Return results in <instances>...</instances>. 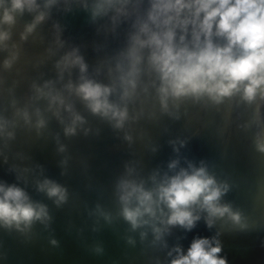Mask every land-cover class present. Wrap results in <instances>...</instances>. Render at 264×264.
I'll list each match as a JSON object with an SVG mask.
<instances>
[{"label":"water","instance_id":"water-1","mask_svg":"<svg viewBox=\"0 0 264 264\" xmlns=\"http://www.w3.org/2000/svg\"><path fill=\"white\" fill-rule=\"evenodd\" d=\"M153 2L128 0L122 13L110 10L95 18L94 0H55L47 7V0H36L33 11H13L11 0L0 5V17L5 10L13 16L11 25L0 24V31L9 33L0 45V120L5 121L0 185L21 189L28 202L47 212V218L27 224L0 221V264H172L199 239L209 241L206 250L218 246L216 257L225 264H264V151L259 147L264 143V97L259 89L246 100L244 81L219 103L206 95L181 97L170 99L164 111L157 93L160 80L145 47L136 87L129 98L120 99L132 37L147 21ZM40 14L44 18L36 22ZM185 17L192 19L190 10H182L180 18ZM192 27L183 33L190 48ZM181 34L175 29L176 43ZM140 38L146 39L142 33ZM211 40L221 47L227 43L215 34ZM73 52L85 65L83 72L70 62L75 56L64 62ZM13 54L15 60L5 69L4 60ZM85 81L113 89L109 103L127 110L121 127L115 119L92 113L77 93ZM76 115L83 122L66 135ZM200 167L228 186L220 203L229 205L238 221L226 215L208 227L206 213L198 212L191 229L168 225L161 223L168 214L163 203V216L157 211L148 224L134 229L124 219L122 182L155 192L182 169L191 174ZM45 180L64 190L63 201L39 190Z\"/></svg>","mask_w":264,"mask_h":264},{"label":"clouds","instance_id":"clouds-1","mask_svg":"<svg viewBox=\"0 0 264 264\" xmlns=\"http://www.w3.org/2000/svg\"><path fill=\"white\" fill-rule=\"evenodd\" d=\"M3 3L4 0H0V5ZM53 3L55 0H47L45 6ZM127 3L128 0H94L91 13L93 18L106 15L110 10L120 14L123 12V5ZM37 7L36 0H11L13 11H23L25 8L33 11ZM182 10H190L192 19H181ZM201 12L204 13L203 18L197 23ZM43 18V14L37 15L35 21L39 22ZM213 22L216 26L215 33L212 30ZM12 23L13 16L9 14V10H5L0 17V24ZM189 24L193 26L191 48L185 43L183 35ZM34 26L35 24L28 25L25 31L30 33ZM177 28L182 33L179 43L174 40ZM140 33L146 39H141ZM213 34L224 37L227 43L223 47L214 45L211 40ZM8 38V32L0 31V45ZM24 38L22 35L21 39ZM145 47L150 49L149 65L160 80L157 93L164 111L168 110L170 99L176 101L181 97L200 98L206 95L219 103L222 97L239 90L238 86L244 81H247L243 84L246 100L251 101L257 89L264 97V0H191L190 3H185V0H154L147 21L140 24L139 33L132 37V46L127 53L129 69L121 76L124 89L121 100L129 98L130 89L134 90L136 87L137 65L141 61L139 53ZM70 56H75V52L64 57L66 64L69 63ZM14 60V54L5 59L4 68H10ZM70 62L79 64L81 72L85 70L79 56H75ZM37 91L45 95L40 89ZM111 91L113 89L91 81H85L77 89V93L88 102L87 106L92 113L115 119V126L121 127L127 110L109 103L108 96ZM52 99L57 100L58 97ZM23 115L27 120V113ZM77 121L83 122L80 116H74L72 126L65 128L66 135L74 134ZM43 123V120L38 121V126H43ZM4 124L5 121L0 120V131ZM259 147L264 151V143ZM175 163L174 161L169 167H175ZM38 187L39 190L46 191L49 197H56L57 203L65 199L64 190L48 180ZM121 187L124 190L121 196L124 204L123 216L134 229L155 219L157 211L163 216L161 203L168 209L167 219L161 220V223L168 225L191 229L194 222L200 219L195 214L198 212L206 213L208 227L212 226L214 219L226 215L233 221L239 220V215L233 213L229 205L220 203V198L228 191V186L218 184L204 167L192 169L191 174L182 169L155 192L145 191L141 186L127 182H122ZM0 193V221L4 224L16 222L19 225L21 221L27 224L33 219L47 218L46 208L28 202V197L21 189H5L0 185ZM145 216L149 219H143ZM153 231L159 234L160 229L154 227ZM208 244L206 239L195 240L187 255L173 260L172 264H225L223 259L216 257L220 248L208 247L206 250Z\"/></svg>","mask_w":264,"mask_h":264}]
</instances>
